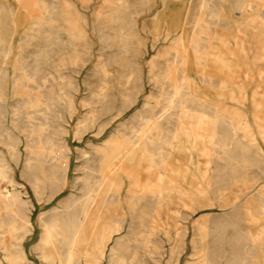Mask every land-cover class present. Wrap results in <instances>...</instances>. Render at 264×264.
<instances>
[{
    "label": "rangeland",
    "instance_id": "rangeland-1",
    "mask_svg": "<svg viewBox=\"0 0 264 264\" xmlns=\"http://www.w3.org/2000/svg\"><path fill=\"white\" fill-rule=\"evenodd\" d=\"M201 1L202 0L200 1L199 0H188L187 3L189 6L190 14L191 15L195 13L200 14L202 16L201 20H203L202 23L205 24L203 25V31H204L203 40H202L203 54L201 53L202 52L201 51L198 54L197 59H196L195 50L191 46L187 47L186 49L188 48L189 49L185 51L186 53L188 52L187 55L190 58L188 59L187 64L185 63L182 65L181 63H178L175 60L173 62L174 58L172 56V53H166V55L160 59L158 66L152 72L150 71L149 62L151 61L152 57L155 55V53L158 50L168 49L173 44L174 38L180 31V28H181L180 23L186 17V11L185 9H182L179 11L175 10L170 13L169 19L171 18V15H172V20L175 22V24L173 22V25H171L173 27H170L171 29L170 35L167 39H165L164 37L167 32L168 24L163 22L164 20L163 18L165 16L163 12L162 0H146V5H144V7H137V8L132 9L134 20L136 19L135 22H136V26L139 32V36L141 40L144 41L145 43V49L143 47V49L138 54L139 63L141 65L140 76H141L142 84L140 87H138L137 101L131 107L126 109L121 115L116 116L109 123V125L106 127V129L104 130L102 134H99L97 130V126H98L97 125L96 127L90 129L87 133H85L81 139H77L75 138V135H74V126H75L76 121L85 113V108L82 106V101L83 99L88 98V95L91 92L92 88L99 81V76L94 72L93 66L95 62L97 61L99 50L102 47L100 46L102 44L100 40V34L104 31V29L102 28L103 26L101 22L102 19L95 20V14L97 11L101 9L105 11L108 10L107 0H0V14H1L0 15V18H1L0 38L2 37L1 39H3L0 41V47L2 48V49L0 48L1 50L0 52V73H1L0 75V131L3 132L4 131L3 129L5 128L14 129V127L12 126L13 124L12 109H14L15 107L17 108L18 106H20L17 109L21 111L19 112L20 115L17 116V120H16L18 121L17 123L19 125H22L25 121V117H24L25 109L24 108L26 107V104H27L26 100H28V94L26 91V86L28 83H26L27 81H24L25 79L20 74V72L19 73L17 72L16 74L15 65H13V64H16V60L20 55L18 51L20 52L22 51V56L25 61L24 65L28 64L26 65V67H28L27 69H29V71H37L38 73L39 72L47 73V72H51L52 67L50 63L49 64L48 63H42V64L38 63V60H40L39 58L40 51L44 49L45 51L47 50L49 52H52L51 48L52 49L54 48L55 50H60V51L62 50L66 51L69 49V46L67 44V39L70 36H69V33L65 29L63 30L61 29L62 27L61 28L57 27L56 28L57 38L55 37L56 43L53 42L54 44L52 43L49 44V40H51L49 31L53 30L52 28L53 26L51 25L50 26L44 25L40 27L31 26L29 23L31 22L33 18L40 17L41 15H43L44 18H46L48 22H51V24L52 22H54L55 25H58L57 21L55 20H59L60 25L66 26L67 22L65 20V17H69L71 21L70 24H73L80 29V31L84 34L82 35V37L84 36L82 39L88 40L90 42L91 49L93 51V54L84 63L82 61V57L85 55V48L83 47V44H78L79 45L78 48H80V51L77 50V57L74 59L72 63L68 64L63 69V71L71 77L70 85L72 86V89L75 90V94H76L75 105L77 109L70 119V122L68 124V133L66 135L67 141L71 147L70 169H69L67 184H65V186L52 199L36 200L32 193L29 183L27 182L25 178H22L21 172L23 169V165H24L23 160L25 157V151H23L25 150L23 149L24 143L23 142L20 143V148L22 150V158H21L22 160H20L16 164L13 158H10L11 154L8 151V148L6 147L4 142L1 141L0 139V150L2 151L4 157L5 158L7 157L9 159L7 161L14 165V176L18 180L23 181L28 191V195L31 197L34 203V207L32 211V221L34 225L33 231L30 234L26 235L22 240V245L27 252V256L30 260L33 261L34 264H43L44 262L39 257L40 256L39 251L34 249V246L37 243L38 238L40 237V233H41L39 214L43 211L50 210L56 205H58L59 202L64 197H66L70 192H74L75 194L81 193L80 186L85 181L89 180V178L84 174L83 166L86 164L97 163V160H98L97 155L92 151L93 144L102 145L105 142L106 138L110 135V133H112L113 130L116 129V127H121V125L124 122L129 121L134 115L139 114V111L143 109L142 106L146 102L150 101L152 105L156 106L158 99H160L158 95L160 92L159 90L160 83H164V82L168 83V81H176V80L177 81L182 80L181 82H183V79L180 80L181 78L180 69H182V67L186 68V74L188 75V78L186 80L184 79V83L188 85L189 91L193 94V96H196L197 101L195 100V102H191V103L188 102L187 104L183 106L184 108L179 107L178 112H175L172 114L173 117L175 116L174 117L175 119L172 117L171 118L172 120L169 121L168 123L163 120L159 122L160 127L169 136L166 139V143L160 141L159 139L160 131H155L153 137H154V140L157 141L158 148L156 149L153 148L151 152L150 151L146 152L143 158L140 159L139 162L137 161L136 167H135V173L138 177L137 185L139 187V188L137 187V191H139V193L144 196L142 205L143 206L150 205L151 207L153 205V207L151 208V212H152L151 217H145L144 218L145 220H144V219H139L138 217L134 215L133 211L135 210L136 204H134L135 202L133 200H130L128 198V193H127L129 178L126 175V173L122 171L119 172L120 173L119 175L123 180V186L121 188L120 195H119L120 203H121L120 204L121 212L124 215V223H123L124 225H123V229L121 233L122 234L124 233L123 234L124 239H125V242H127L126 245H128L127 250L129 252H132V253H129L126 250L123 255L125 258L127 257L126 259L129 260L130 264H134V263L135 264H145V263L146 264H175V263L176 264H193V263L199 264V261H200V264L201 263L204 264L203 262L205 261L203 260L205 258L210 257V255L212 254L214 256L212 255V257L210 258H212L215 264H236V262L237 264H240L241 262L242 264H264L263 263L264 262V247H263L264 246L263 244L264 243V234H263L264 233V228H263L264 227V218H263L264 217V207H263L264 205L262 202L264 200V167H263L264 161L262 162L255 161L253 164H249L247 166V168L249 169H247L244 167L243 161L241 160V157H240L241 156L240 153H242L243 150H246L249 153V154L247 153L248 158L254 160L255 157L257 158V155L260 154L264 160V140H263L264 139L263 138L264 137L263 135L264 134V130H263L264 129L263 128L264 127V106H263L264 105V98H263L264 97L263 95L264 94L263 92L264 90V36H263L264 35L263 33L264 32V0H249L250 6L245 7V8L237 7L236 3L238 0H208L209 5L207 7V10L211 9L218 13L217 18H215L214 20H212L211 18L204 17L206 15L205 13L198 12V9L200 6L199 4ZM170 3L172 4L173 7H176V8H180V6L182 5V3L179 0H171ZM39 5L42 7H40ZM53 5H56L57 9L56 8L53 9L52 8ZM43 7L45 8L48 7V9L50 8V12L48 14L43 13L44 12ZM63 9H66V11H64ZM209 10L207 11V13L210 12ZM9 13L11 14L9 15ZM52 13H56V14L52 15ZM156 13L157 15H155ZM51 16L52 18H50ZM157 16L159 18H157ZM161 16H162V19H160ZM13 20L15 21V24L13 23ZM2 21H4L5 23L3 22L4 23L3 24ZM145 23H147V27L144 28ZM2 25H4V28L2 27ZM42 27H44V29ZM156 27H158V29ZM157 35L159 36L158 40H156ZM204 36L208 37V39ZM21 39H24V40H21ZM3 41L9 47L5 45ZM23 42L26 44H24ZM154 42H155V45L153 46ZM106 52H109V50L107 49ZM201 54L204 57L201 56ZM16 56L17 58H15ZM201 57H203L204 59ZM222 60L223 62H221ZM225 60H228L229 62L226 61L227 64L226 63L224 64ZM31 61L33 62L32 64H31ZM224 65L225 66L227 65L228 67H225ZM69 67H71V69ZM157 71L159 72L157 73ZM178 71L179 73H177ZM166 72H169L170 76L169 78L164 79L163 75ZM188 79L191 81L187 82ZM162 80L163 82H161ZM4 91L5 93H3ZM22 95L24 96V98ZM25 96H27V98ZM22 103L25 106L22 105ZM212 107H213L214 112H212L213 110H211ZM221 108H226V109H230V110H234L238 112L236 113V116L234 117L236 122L232 124L233 122L232 117H230L228 114H223L220 111ZM260 110L262 111L260 112ZM194 111L197 112V114ZM203 111L207 113L204 114ZM215 111L218 113H216ZM255 112L257 113V115ZM258 114H260V116ZM111 115L112 113H109L108 115H105L104 118L110 117ZM204 115L207 117H209L210 115L211 117L209 118L210 120L207 117H204ZM212 115L214 118L212 117ZM194 116L199 117V119L202 120V122L205 123L206 125L217 128V131H219L220 133L228 134L231 137L230 144L233 146V148L235 149V152H237L236 155L238 154V156L235 157V155H233V158L235 157L234 159L232 157L231 159H228V160L224 159L223 157L224 155L222 154L223 153L222 145L219 144L215 138H214L215 142L213 141V143H211L213 139L212 140L209 139L211 137L204 133L200 136L202 137V139L200 137L198 139L200 146L199 144L197 146L196 140L194 141L193 139L194 137L190 134L189 131L184 132V134L186 135H184V141H183L184 146L182 145V147L183 148L185 147V149L188 147L187 148L188 150L194 151L193 160L191 162L187 160L188 154H186V156L179 155L176 152V148H173L175 146L174 145H172L173 147L171 146V144L174 143L175 141L174 140L171 141L170 139V136L175 137V134L177 135L178 133L179 124L177 123V117H185V118L190 119ZM219 118L222 119L224 122L221 121ZM261 118H262V121H261ZM218 120H220L223 123H221ZM134 122H135L136 127H139V122H137L136 120H134ZM166 124H169V125H166ZM223 124L226 125L225 126L226 128L223 126ZM227 126L230 129L232 128L231 132ZM123 128H124L123 132L127 133L129 129L127 127H123ZM236 130L237 131L241 130V131L238 133ZM259 133H261V137ZM158 141H160L161 143ZM188 141L189 142L191 141V142L189 143ZM210 143L212 145H210ZM170 147L173 149V151ZM165 148L167 149V151ZM194 148L195 150L197 149L196 152ZM84 149L90 150L87 156H84L81 154V151ZM162 151L164 152L166 151L167 153L165 152L166 153L165 154L163 152L164 153L163 154ZM199 151L201 152V154H199L200 153ZM251 152H252V155L254 154L255 157L251 155ZM197 153L200 156L197 155ZM204 155L207 157H205ZM155 156L157 157V159L161 156V158L158 159L159 162ZM139 157H141L140 154L137 156V158ZM154 157L157 161L154 159ZM219 157L220 159H218ZM236 158L238 160H236ZM219 161L220 163H218ZM198 162H199V165H201V167H204V170H205L204 172L205 178L200 177L199 183L201 185V188L204 189L206 193H197L198 196L194 192L193 193H183L182 194V196L184 197L183 201H180L179 203L172 204V205L167 204L168 206L163 205V204L157 205V204H160L158 197L163 196V191L158 189L157 187L155 188V186L151 184V181L156 182L157 184H160L159 183L160 181L169 180V178L171 177L173 178V180H178V178L175 177L176 171H178L181 167H184V168L190 167L192 170H194ZM231 162L232 163L234 162L235 164L231 165L232 164ZM206 164L208 166H206ZM149 165L151 167H154L155 165V167L153 169H148ZM150 166L149 168H151ZM223 169L224 171H222ZM234 169L237 171L236 172L237 174L235 172L233 174ZM159 172L160 173L162 172V174H160ZM141 173L144 175H142ZM157 174H158V177H160L159 181H158ZM82 177L84 180L82 179ZM80 178L82 181L78 180ZM91 179H94V178H91ZM148 184L151 185L150 188H148L149 187ZM251 185H253V187ZM217 190L218 191L220 190V191L218 192ZM236 190L238 191V193H236L237 192ZM178 192L179 190L177 191V195L180 194ZM254 193L256 195L258 194L257 196L259 197L254 195ZM153 194H156L157 196L156 195L153 196ZM190 195L192 196L190 197ZM155 196L157 197V199ZM251 196H253V207L255 206V204H258L259 201L261 200L262 204L261 203L260 204H261V207L263 208H260V209L263 211L257 210V209H254V210L250 209L251 200L250 198H247V197H251ZM216 198L217 199L219 198V199L216 200ZM195 199L197 200V202ZM246 199H248L247 202H245ZM151 201L154 202L155 204L151 203ZM223 203L225 204L223 205ZM242 204H246L247 206L242 205ZM192 205H195V206H192ZM248 205L250 206V208ZM129 206L131 207V209ZM160 206H163V207L166 206V208L164 209L163 207H160ZM158 207H160L161 209ZM155 208H157L159 211ZM170 210L172 212L174 210L172 217L174 219L173 222L175 223H173L172 226L168 225L167 228H164L160 224H157L159 221L157 219V217L159 218L158 215H161V214L163 215L161 216V220H162L164 218V213ZM184 214H186L188 218ZM248 214H251L252 216ZM255 217L257 219H255ZM180 219H182L183 221ZM150 220H151V223H150ZM244 220H246V222ZM261 220L263 221L262 224L259 226H255L256 223L260 224ZM133 222L134 223L136 222V223L133 224ZM152 222L154 224H152ZM177 223L179 225H177ZM214 225L217 227V229L215 228ZM158 226H160L161 228L160 227L158 228ZM221 226L224 228L220 230V228H222ZM133 227L134 228L136 227V231ZM181 228H184V229L180 230ZM139 229H141V231L143 230V232H141ZM151 229L152 230L154 229V230L152 231ZM201 229H203V231ZM155 230H156V233H155ZM166 230L168 231V233ZM137 231L139 232V234ZM149 232L150 234H148ZM143 233L146 235H144ZM174 233L175 234L179 233V235H174ZM147 234L149 236H147ZM130 235L132 237H130ZM137 236H139V238ZM241 236H242V239H241ZM253 236H254V239H252ZM7 238H10V237L7 236ZM136 241L138 242V244L136 243ZM140 241L141 243H145L146 245L143 244L142 246ZM179 241H181L182 243ZM113 242H114V239L112 243ZM249 242L253 243V245H251ZM178 244H180V246H177ZM244 244H246L245 247H244ZM198 246L202 250H200ZM252 247L254 248L255 251L252 250L253 249ZM216 250L218 251V253ZM243 250L245 254L244 252H242ZM176 252H178L179 254ZM2 253L3 252L0 251V255H2ZM170 253L172 254V256ZM111 254L112 253L108 249L105 252H103V254L100 256L101 264H108L113 259L115 260L117 256L113 254L111 255ZM150 255L152 257L154 255V257L152 258L150 257ZM246 255L249 257L246 258L247 257ZM129 256L130 258H128ZM193 256H194V259H193ZM139 258L141 260H138ZM247 260L250 262H248ZM218 261L220 262L218 263Z\"/></svg>",
    "mask_w": 264,
    "mask_h": 264
},
{
    "label": "bare ground",
    "instance_id": "bare-ground-1",
    "mask_svg": "<svg viewBox=\"0 0 264 264\" xmlns=\"http://www.w3.org/2000/svg\"><path fill=\"white\" fill-rule=\"evenodd\" d=\"M179 1L182 3V5L180 6V8H176V7H173L172 4L170 3L171 0H162L163 12H164V16H165L163 18L164 19L163 22L168 24L166 35L164 34L165 39H167L169 37L170 31H171L170 27H173L171 25H173V22H174L172 20V15H171V18L169 19L170 13L175 11V10L179 11V10L185 9L186 17L180 23L181 28H180V31L178 32V34L176 35V37L174 38L173 44L168 49L158 50L155 53V55L152 57L151 61L149 62L151 72L154 71V69L158 66L160 59L163 56H165L166 53H172V56L174 58L173 62L175 60L176 62L181 63L183 65L185 63L187 64V61L190 58L187 55L188 52L186 53V51H185V50L189 49V48L186 49L187 47L191 46L195 50V58L196 59H197L198 54L202 51V45H203L202 40H203V32H204L203 31V25H205L202 23L203 22V20H201L202 16L198 13H195L192 15L190 14L189 6L187 3L188 0H179ZM249 2H250L249 0H238L236 5L238 8H242V7L245 8V7L250 6ZM107 3H108L107 4L108 10L105 11V10L101 9V10L97 11L95 14V20H101L102 19L101 20L102 25H103L102 28L104 29V31L100 34V40L102 42V44L100 46H102V47L99 50L97 61L95 62L94 66H93L94 72L99 76V81L92 88L91 92L88 95V98L83 99V101H82V106L85 108V113L76 121L75 126H74V135H75V138H77V139H81L85 133H87L90 129L96 127L97 125H98L97 130H98L99 134H102L104 132V130L106 129V127L109 125V123L116 116L121 115L126 109L131 107L137 101L138 87H140L142 84V82H141L142 80H141V76H140L141 65L139 63L138 54L143 49V47L145 49V43H144V41L141 40V38L139 36V32H138L136 22H135L136 19L134 20L132 9L137 8V7H144V5H146V0H107ZM199 5L200 6L198 9V12L205 13L206 14L205 16L202 14L204 17L211 18L212 20L217 18V15H218L217 12H215L211 9L210 10L208 9L210 12L207 13V11H208L207 7L209 5L208 0H202ZM40 7H42V6H40ZM52 8L55 9L56 5H53ZM63 10L66 11V9H63ZM43 11H44L43 13L48 14L50 12V8L48 9V7H46V8L43 7ZM8 12H10V11H8ZM11 13H9V15ZM47 14H45V15H47ZM54 14H56V13H52V15H54ZM136 14H138V13H136ZM259 14H260V12H259ZM155 15H157V13ZM30 16H32V15H30ZM50 18H52V16ZM157 18H159V17L157 16ZM252 18H254V17H252ZM31 19H32V17H31ZM160 19H162V16L160 17ZM0 20H1V18H0ZM65 20L67 22L66 26L60 25L59 20H55V21H57L58 25H55L54 22H52V24H51V22H48L46 20V18H44L43 15H41L40 17L33 18L31 20V22L29 20V22H30L29 24L31 26H37V27L44 26V25L53 26L52 27L53 30L49 31L50 39H51V40H49V44H51V43L54 44L53 42H55V40L57 38V29H56L57 27H59V28L62 27L61 29H63V30L65 29L69 33V36H70L67 39V44L69 46V49L66 51L65 50L60 51V50H55L54 48L53 49L51 48L52 52H49L47 50L45 51L44 49H42L39 53L40 60H38V63L39 64H42V63H48L49 64L50 63L51 67H52L51 72H47V73L41 72L42 74L40 72L38 73L37 71H29V69H27L28 67H26V65H28V64L24 65L25 61H24V58L22 56V51L21 52L18 51L20 55L18 58H17V56L15 57V58H17V60L15 59L16 64H13V65H15L16 74H17V72L18 73L20 72V74L25 79L24 81H27L26 83H28L26 86V91L28 94V100H26L27 104H26V107L24 108L25 109L24 110L25 121L22 120V121H24V123L22 125H19L17 123L18 122V121H16L17 116L20 115L19 112H21V111L17 109L20 106H18L17 108L15 107L14 109H12V112H13V114H12L13 115L12 116V122H13L12 126L14 127V129L5 128V129H3L4 130L3 132L0 131V139H1V141L4 142V144L8 148V151L11 154L10 158H13V160L15 161L16 164L20 160H22L21 159L22 158V150L20 148V143L21 142L24 143L23 149H25V150H23V151H25V157L23 160L24 165H23L21 175H22V178H25L27 180V182L29 183L31 190H32V193H33L36 200H50V199H52L65 186V184H67L68 174H69V169H70L71 147L67 141L66 135L68 133V124L70 122L72 115L75 113L77 107L75 105V96H76L75 90L72 89V86L70 85V78L71 77L67 73H65L63 71V69L68 64L72 63L74 61V59L77 57V50L80 51V48H78L79 47L78 44H83V47L85 48V55L82 57V61L84 63L93 54L90 42L88 40L82 39L84 37V36L82 37V35H84V34L80 31V29L77 26L70 24L71 21H70L69 17H65ZM3 22L4 21H2V23ZM6 22H7V20H6ZM13 23L15 24L14 20H13ZM11 24H12V22H11ZM174 24H175V22H174ZM2 27L4 28V25H2ZM145 27H147V23L144 24V28ZM0 28H1V26H0ZM42 28L44 29V27H42ZM156 28L158 29V27H156ZM157 31H159V30H157ZM204 37H206V36H204ZM1 38H0V41L3 40ZM206 38L208 39V37H206ZM27 39H29V38H27ZM158 39H159V36L157 35L156 40H158ZM218 39H220V38H218ZM21 40H24V39H21ZM155 42L153 43V46L155 45ZM24 44H26V43H24ZM5 45H7V44L5 43ZM44 46H46V45H44ZM107 49L109 50V52H106ZM0 52H1V50H0ZM201 53L203 54V51ZM202 54H201V56H203ZM203 57H201V58H203ZM34 61H35V59H34ZM194 61H196V60H194ZM197 61H199V60H197ZM226 61L229 62L230 59H229V61L225 60L224 64L226 63ZM221 62H223V60ZM14 63H15V61H14ZM32 63L33 62L31 61V64ZM78 63H80V62H78ZM36 65H37V63H36ZM225 67H228V66L226 65ZM69 68L71 69V67H69ZM229 68H230V66H229ZM180 70H181L180 80L183 79V82H181L182 80L181 81L176 80L177 82L176 81H168V83L164 82V83H160V85L158 84L159 90H160L158 95H159L160 99H158L156 106L152 105L150 101L146 102L142 106L143 109H141L139 111V114L134 115L129 121L124 122L121 125V127H116V129H114L113 132L110 133V135L106 138L105 142L102 145L93 144L92 151L97 155L98 160H97V163L86 164L83 166L84 174L89 178V180L85 181L80 186L81 187V193L75 194L74 192H70L66 197H64L59 202L58 205H56L55 207H53L50 210L43 211L39 214L41 233H40V237L38 238L37 243L34 246V249L39 251V253H40L39 257L45 262L44 263L42 261L43 264H101L100 256L107 249L113 255L117 256L115 260L112 258L113 260L110 261L108 264H130L129 260L126 259L127 257L125 258L123 255L124 252L128 249V245H126L127 242H125L124 235H123L124 233L123 234L121 233V231L123 229V225H124L123 224L124 223V215L121 212V207H120L121 203H120L119 195H120L121 188L123 186V180L120 177L119 172L122 171V172L126 173V175L129 178L127 193H128V198L130 200H133L135 202L134 204H136L135 210L133 209L134 215L136 217H138L139 219H144L145 217H151V213H152L151 208L153 207V205H152V207L150 205H146V206L142 205L143 200H144V196L142 194H140L139 191H137L138 177L135 173V167H136L137 161L139 162V160L143 158V156L146 152H148V151L151 152V150L153 148H155V149L158 148L157 141H155L154 137H153L155 131H160V138L159 139H160V141L166 143V139L169 136L160 127L159 122L161 120H163V121L168 123L169 121L172 120L171 119L173 117L172 114L175 112H178L179 107H183L188 102L191 103V102H195V100H196V96H193V94L189 91L188 85L186 83H184V79L186 80L188 78V75L186 74V68L182 67V69H180ZM158 72L159 71H157V73ZM71 73H72V71H71ZM170 73H171V71H170ZM170 73L166 72L163 75V78L164 79L169 78ZM177 73H179V71ZM0 75H1V73H0ZM160 76H161V74H160ZM205 79H206V77H205ZM188 81H191V80L188 79L187 82ZM161 82H163V80ZM15 84H16V82H15ZM213 84H215V83H213ZM196 91H194V92H196ZM263 92H264V90H263ZM3 93H5V91ZM27 94H25V95H27ZM25 97L27 98V96H25ZM23 98H24V96H23ZM17 101H18V99H17ZM258 102H260V101H258ZM23 103H22V105H24ZM198 104H199V102H198ZM258 105H259V103H258ZM208 106H209V104H208ZM261 106H262V104H261ZM215 107H217V106H215ZM28 108H30V109H28ZM189 110H190V108H189ZM211 110H213V107ZM22 111H23V109H22ZM220 111L223 114H228L230 117H232V119H233L232 124L234 122H236L234 117L236 116V113H238V112H236L234 110L226 109V108H221ZM261 111L262 110H260V112ZM144 112H145V114H144ZM212 112H214V110ZM109 113H112V115L110 117L104 118V116L108 115ZM195 113L197 114V112H195ZM203 113L205 114L207 112L203 111ZM216 113H218V112H216ZM175 115H177V114H175ZM186 115H188V114H186ZM256 115H257V113H256ZM258 115L260 116V114H258ZM197 116H199V115H197ZM197 116H194L190 119L185 118V117H177V123L179 124L178 133H177V135L175 134V137L170 136L171 141H173V140L175 141L174 143L171 144V146L172 145L175 146V147H173V146L172 147L176 148V152L179 155H185L186 156V154H188L187 160L189 162H191L193 160L194 151L188 150L187 149L188 147L186 149H185V147L184 148L182 147L183 141H184V135H186V134H184V132L189 131L190 134L194 137L193 138L194 141L196 140L197 146H198V144L200 146L198 139L204 133V134L209 135L211 137V138H209V136H208L209 139H211V140L213 139L211 143H213V141L215 142V140H214V138H215L217 140V142L222 145V148H223L222 154L224 155L223 156L224 159H227V160L231 159V157L233 158V155H235V157H237L238 156V154L236 155L237 152H235V149L230 144L231 143V137L228 134L220 133L219 131H217V128H215V127L206 125ZM239 116H241V115H239ZM204 117H207V116L204 115ZM212 117H213V115H212ZM22 118H23V116H22ZM207 118L208 119L211 118L210 115ZM262 118H261V121H262ZM18 119H20V118H18ZM134 120L139 122V127H136ZM220 120L223 121L222 119H220ZM220 120H218V121H220ZM189 121H191V122H189ZM211 121H212V119H211ZM223 122H221V123H223ZM166 125H169V124H166ZM223 126L225 127L226 125L223 124ZM123 127H127L129 129L127 133L123 132V130H124ZM231 129H230V132L232 131ZM240 131H237V132L239 133ZM233 132H234V130H233ZM187 134H189V133H187ZM259 134L261 137V133H259ZM185 137H187V136H185ZM235 137H237V136H235ZM200 138L202 139V137H200ZM241 139H243V138H241ZM189 140H190V138H189ZM160 141H158V142H160ZM250 141H251V139H250ZM206 143H208V142H206ZM211 143H210V145H212ZM185 144H186V142H185ZM192 145H194V144H192ZM218 147H219V145H218ZM253 147H255V146H253ZM194 150H195V148H194ZM196 150H195V152H196ZM200 150H201V148H200ZM251 150H252V148H251ZM166 151H167V149H166ZM172 151H173V149H172ZM174 151H175V149H174ZM89 152H90V150L84 149L81 151V154L84 156H87V154ZM163 152L164 151H162V153ZM252 152H254V151H252ZM252 152H251V155H252ZM202 153H203V151H202ZM247 153L248 152L246 150H243L242 153H240V155H241L240 157H241V160L243 161L245 168H247V166L249 164H253L255 161H261V162L264 161L260 154L257 155V158L253 154L252 156L255 157V159L253 160V159H250L247 157ZM139 154L141 155V157L137 158V156ZM199 154H201V152ZM199 154L197 153V155H199ZM220 156H221V154H220ZM155 157H154V159H155ZM205 157H207V156H205ZM6 158L4 157L2 151L0 150V251L3 252L2 255H0V264H34L33 261L28 258L27 252L22 245L23 238L33 231L34 225H33V221H32V211H33L34 203H33V200L31 199V197L28 195V191H27L26 186L23 183V181L18 180L14 176V165L11 164L10 162H8L7 160H9V159L8 158L6 159ZM159 158H161V156ZM196 158H198V157H196ZM156 159H157V157H156ZM218 159H220V157ZM236 160H238V159L236 158ZM205 161H207V160H205ZM158 162H159V160H158ZM218 163H220V161ZM239 163H240V161H239ZM207 164H206V166H208ZM233 164H235V163L233 162L231 165H233ZM155 165H154V167H155ZM149 166H148V169L154 168L151 166H150L151 168H149ZM239 166H241V165H239ZM234 167H235V165H234ZM236 167H238V166H236ZM218 168H217V170H218ZM247 169H249V168H247ZM227 170H228V168H227ZM222 171H224V169ZM204 172H205L204 167H201V165H199V162H198V164L195 166L194 170H192L190 167H185V168L181 167L178 171H176L175 177H177L178 180H173V178L171 177V178H169V180L160 181L159 182L160 184H157L156 182L151 181V184L154 185L155 188L157 187L158 189L163 191V196L158 197V200L160 201V202L159 201L158 202L160 204H157V205H162V204L163 205H167V204L172 205V204L179 203L180 201H183V198H184L182 196L183 193H193L194 192L196 195H197V193H206V191L201 188V185L199 183V178L204 177V175H205ZM234 172L236 173L237 171L234 169L233 174H234ZM158 174H157V177H158ZM160 174H162V172ZM142 175H144V174H142ZM157 177H156V179H157ZM91 178H94V179H91ZM159 178L160 177H158V181H159ZM82 179H83V177H82ZM78 180H81V178ZM78 180H77V182H78ZM161 180H162V178H161ZM216 180H217V178H216ZM211 183H213V182H211ZM148 185H149L148 188H150L151 185L150 184H148ZM218 186H220V185H218ZM251 186L253 187V185H251ZM176 188L179 190L178 193H180L178 195H177L178 190ZM213 188H214V186H213ZM244 191H246V190H244ZM222 193H224V192H222ZM236 193H238V191ZM239 193H240V191H239ZM154 195H156V194H153V196ZM191 196L192 195H190V197ZM125 197H126V195H125ZM149 199H148V201H149ZM156 199H157V197H156ZM218 199L216 198V200H218ZM247 200L248 199H246L245 202H247ZM220 201H221V199H220ZM155 202H156V200H155ZM196 202H197V200H196ZM127 203H128V201H127ZM151 203H154V202L151 201ZM151 203H149V204H151ZM224 204L225 203H223V205ZM261 204H262V202H261ZM207 205H209V204H207ZM242 205L247 206L246 204H242ZM192 206H195V205H192ZM160 207H163V206H160ZM160 207H158V208H160ZM263 207H261V208H263ZM163 208L165 209L166 206H164ZM249 208H250V206H249ZM130 209H131V207H130ZM155 209H157V208H155ZM153 210H154V208H153ZM242 210H244V209H242ZM261 211H263V210H261ZM173 212H174V210H173ZM173 212L170 210V211L164 213V218L162 220H161V216H163V215L162 214L158 215L159 218L157 217V219L159 221L156 220V221H158L157 224H160L164 228H167L168 225L172 226L173 223H175V222H173L174 219L172 217ZM190 212H191V210H190ZM256 212H258V211H256ZM184 215H186V214H184ZM248 215H251V214H248ZM186 217H187V215H186ZM255 219H257V218L255 217ZM180 220H182V219H180ZM244 221L246 222V220H244ZM261 222H262V220H261ZM135 223L133 222V224H135ZM150 223H151V220H150ZM254 223H252V224H254ZM152 224H154V223L152 222ZM177 225H179V224L177 223ZM159 227L160 226H158V228ZM215 228L217 229L216 226H215ZM223 228L224 227L220 228V230ZM129 229H131V228H129ZM134 229L136 231V227ZM182 229H184V228H181L180 230H182ZM139 230L141 231V229H139ZM201 230L203 231V229H201ZM128 231H130V230H128ZM166 231H164V232H166ZM141 232H143V230ZM220 232H222V231H220ZM155 233H156V230H155ZM167 233H168V231H167ZM138 234H139V232H138ZM148 234H150V232ZM148 234H147V236H149ZM162 234H163V232H162ZM144 235H146V234H144ZM174 235H179V233L178 234L174 233ZM203 235H204V233H203ZM260 235H261V233H260ZM7 236H9L10 238H7ZM139 236H137V237L139 238ZM130 237H132V236L130 235ZM130 237H129V239H130ZM198 237H200V236H198ZM165 238H167V237H165ZM207 238H208V236H207ZM113 239H114V242L112 243ZM134 239H135V237H134ZM216 239H218V238H216ZM241 239H242V236H241ZM252 239H254V236ZM149 241H147V242H149ZM179 242H181V241H179ZM136 243L138 244L137 241H136ZM140 243H141V241H140ZM149 243H151V242H149ZM197 243H199V242H197ZM141 244H142V246H143V244L146 245L145 243H141ZM250 244L253 245V243H250ZM242 245H243V243H242ZM177 246H180V244H178ZM245 246H246V244H244V247ZM160 248H162V247H160ZM216 248H218V247H216ZM248 248H249V246H248ZM135 249H133V250H135ZM179 249H180V247H179ZM194 249H192V250H194ZM199 249H200V247H199ZM200 250H202V249H200ZM252 250H254V248ZM148 251H149V249H148ZM242 252H244V250ZM129 253H132V252H129ZM176 253H178V252H176ZM209 253H210V251H209ZM217 253H218V251H217ZM251 253H253V252H251ZM221 254H220V256H221ZM244 254H245V252H244ZM154 255H153V257H154ZM212 255H210V257H212ZM171 256H172V254H171ZM194 256H193V259H194ZM216 256H217V254H216ZM150 257H152V256L150 255ZM210 257L205 258L203 260L205 262H203V263L204 264L205 263L206 264H215V262ZM248 257L249 256H247L246 258H248ZM128 258H130V256ZM138 260H141V259L139 258ZM219 262L220 261H218V263ZM248 262H250V261H248ZM199 264H200V261H199ZM236 264H237V262H236ZM240 264H242V262Z\"/></svg>",
    "mask_w": 264,
    "mask_h": 264
},
{
    "label": "crops",
    "instance_id": "crops-1",
    "mask_svg": "<svg viewBox=\"0 0 264 264\" xmlns=\"http://www.w3.org/2000/svg\"><path fill=\"white\" fill-rule=\"evenodd\" d=\"M254 195H256L255 193H254ZM257 196V195H256ZM258 197V196H257ZM247 198H250V200H251V209H257V210H261L260 208H261V200L259 201V203L258 204H255V206L253 207V196H251V197H247ZM263 199V198H262ZM263 202V205H264V200L262 201ZM263 222V221H262ZM262 222H260V224L262 223ZM260 224H257V225H255V226H258V225H260Z\"/></svg>",
    "mask_w": 264,
    "mask_h": 264
}]
</instances>
